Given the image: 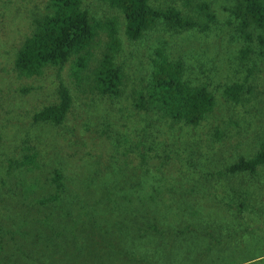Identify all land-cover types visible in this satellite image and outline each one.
<instances>
[{"label": "rangeland", "instance_id": "374dc122", "mask_svg": "<svg viewBox=\"0 0 264 264\" xmlns=\"http://www.w3.org/2000/svg\"><path fill=\"white\" fill-rule=\"evenodd\" d=\"M206 1L214 13L208 30L175 32L159 24L141 38L130 40L124 33L119 9L101 0H82V6L94 17L117 20L121 46L116 60L129 75V79L124 78L125 98L132 88L147 82L156 47H162L169 58L183 61L185 79L208 86L214 95V107L199 124L189 126L157 119V114L145 111L127 121L126 109L119 111L118 99L92 98L87 84L75 85L70 62L62 67L48 65L38 75L20 74L13 66L15 52L30 33L31 19L43 10L45 0H0V264H264V164L251 173L225 169L239 157L253 156L264 137V44L257 39L258 30L252 29L251 41L240 36L228 10L232 0ZM148 2L184 10L181 0ZM105 40L104 31L98 29L89 48L92 59L83 74H91ZM245 43L252 51L242 58L240 49ZM60 80L68 85L73 98L65 121L56 126L34 121L36 110L58 100ZM233 82L243 84L240 100L224 92ZM120 106L125 108L124 104ZM126 130L134 141L137 134L144 136V147L153 145L150 153L166 158L162 171H156L158 178L144 182L145 173L133 157L137 148L126 153L125 159L122 156L112 161L108 146L115 143L122 148V139H115V133L122 131V135ZM111 132L115 138L106 137ZM29 151H37L38 169L36 157L31 169L15 164ZM54 168L66 176L71 195H63L58 212L54 211L55 202L36 205L38 199L53 192ZM153 180L158 190L166 191L167 199L173 198L166 205L171 207V215L178 217L179 225L184 198H202L197 227L204 232L201 218L208 216L206 230L222 240L216 254L195 258L153 256L148 263L115 254L112 247L119 242L111 240L110 231L108 238H102L96 225L115 221L116 214L124 218L139 216L136 209L141 200L155 196ZM79 187L83 188L78 200L74 189ZM234 196L245 197L250 204L243 213L236 211L232 223L222 224L220 216L223 220L230 214L224 204ZM58 213L65 216L55 218ZM144 217L148 220L149 216ZM133 222L132 229L141 232L137 228L144 221Z\"/></svg>", "mask_w": 264, "mask_h": 264}, {"label": "trees", "instance_id": "16d2710c", "mask_svg": "<svg viewBox=\"0 0 264 264\" xmlns=\"http://www.w3.org/2000/svg\"><path fill=\"white\" fill-rule=\"evenodd\" d=\"M101 1L120 10L124 18V33L130 40L141 38L145 32L159 24L165 29L175 32L193 28L204 32L210 28L214 21V13L206 0H181L184 10L173 5L155 6L148 0ZM232 1L228 10L237 22L240 36L244 40L251 41L254 37L252 31L258 30L257 39L264 44V0ZM31 24L30 33L21 42L14 55L13 66L20 74L38 75L48 65L62 67L65 63L70 62V73L74 78L75 85L80 87L87 84L92 98L118 99L119 111L126 109L124 117L130 122L133 121L135 113L145 111L157 114V119L165 118L168 121L195 126L206 118L214 107V95L208 86L202 83L194 84L185 79L183 61L180 58H169L162 47H156L150 58L151 67L147 82L141 87L132 88L128 99L125 98L124 78L129 79V75L123 67L124 65L116 60L121 46L117 20L115 17L104 19L94 17L82 6V0H45L43 10L33 15ZM98 29H102L106 35L104 50L96 58L91 74H83L82 72L88 68L90 58L92 59L89 48L98 34ZM251 51L250 44L245 43L240 49L241 57H247ZM242 89V83L233 82L226 85L224 92L231 99L240 100ZM57 95L56 102L44 105L33 113L34 121L54 126L65 121L73 98L68 85L61 80L58 83ZM105 102L106 100L102 103L105 104ZM121 104H124L125 108H121ZM110 111L114 113V110ZM118 132L115 133L116 138L115 134H112L113 132L106 136L122 139V148L119 149L120 145L116 146L115 143H112L114 148L112 145L108 146V151H112V161H117L122 156L125 159L126 153L129 154L137 148L138 152L133 157L135 160H139V166L145 173L144 182L150 177L158 178L156 171H162L163 160L166 158L159 157L160 154L155 152L150 153L153 151V145L144 147L142 142L144 136L140 138V135L137 134L134 141L128 130L124 131L125 134L122 135L120 133L122 131ZM153 134L155 133L152 132L151 135ZM35 157L36 169H38L37 151L25 152L21 159L15 160V164L31 169L35 164ZM156 157L160 159L154 161ZM31 164L32 166H30ZM263 164L264 137L253 156L239 157L225 169L230 173H251ZM167 170L170 174L171 170L169 168ZM52 172L53 192L38 199L36 205L42 207L48 201L55 202L54 211H57L61 201L65 199L63 195L67 194L70 197L71 195L68 192L66 176L62 171L54 168ZM152 185H155L152 192L155 196L144 197L141 200L140 206L136 209L137 213H141L140 217L124 218L122 215L116 214L117 216L113 218L115 221L107 220L104 225H96L95 228L101 233L102 238L105 236L108 238L110 231L112 232L111 240L119 242L118 246L112 247L115 254L121 259H128L132 262L143 260L147 263L153 259V256L172 258L181 255L185 258H195L198 256L207 257L211 252L216 254L215 249L218 246L221 247L219 244L222 240L206 230L208 216L203 215L201 218L203 224L201 229H204V232L197 227V216L200 211L199 199L202 198L199 195L184 198L186 202L183 205L180 204L184 209L180 208L179 217L182 224L179 225L178 217L171 215L173 211L170 206L166 205L173 201V198L167 199L164 196L166 191L156 188V186L158 187L156 180L152 181ZM82 188L74 189L75 198L78 200ZM192 193L194 194V190ZM222 196L223 194L217 199L220 200ZM202 197L205 198L204 195ZM248 204L250 202L247 198L241 196H234L227 200L224 206L230 210V214L223 216V220L220 216V223L227 224L229 221L232 223L235 213H243L244 210H247ZM174 209L177 210L178 207L175 206ZM63 215V213H58L55 218ZM145 215L149 216L148 220H145ZM232 215L234 217L231 219ZM133 221H144L142 226L140 225L141 228H137L141 232L132 229ZM75 223L76 221H74ZM80 231L83 233L85 229L82 227ZM196 240L199 243H196Z\"/></svg>", "mask_w": 264, "mask_h": 264}]
</instances>
